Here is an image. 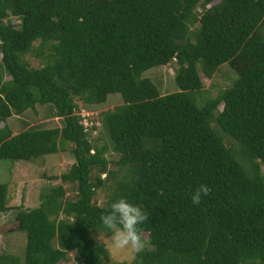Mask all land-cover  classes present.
Instances as JSON below:
<instances>
[{
	"label": "trees",
	"instance_id": "16d2710c",
	"mask_svg": "<svg viewBox=\"0 0 264 264\" xmlns=\"http://www.w3.org/2000/svg\"><path fill=\"white\" fill-rule=\"evenodd\" d=\"M0 56V161L74 160L49 177L73 197L59 187L18 210L7 231L25 235L24 255L2 253L0 264H59L71 253L75 264H117L92 236L110 237L99 218L119 198L148 216L140 227L151 243L121 264H264V0H0ZM173 61L177 91L162 95L144 76ZM233 63L237 80L199 103V72ZM113 94L122 102L96 117L103 135L92 138L95 121L84 130L75 102L99 108ZM37 106L61 127L14 135L8 121ZM201 184L211 194L196 206ZM6 197L0 184V213Z\"/></svg>",
	"mask_w": 264,
	"mask_h": 264
},
{
	"label": "rangeland",
	"instance_id": "374dc122",
	"mask_svg": "<svg viewBox=\"0 0 264 264\" xmlns=\"http://www.w3.org/2000/svg\"><path fill=\"white\" fill-rule=\"evenodd\" d=\"M206 8L209 10L212 9L210 6ZM13 23L17 22L13 21ZM25 60L29 62L32 67L39 66L38 61L33 57L26 56ZM235 67L234 63L222 65L210 77L200 71L199 77L203 86L196 95L198 102L203 103L207 99H215L225 88L230 87L232 83L237 80L236 72L238 71L236 69L238 68ZM176 68L177 66L173 61L159 69L147 71L144 77L155 82L162 95L174 93L177 91L173 80ZM119 102L121 103L122 101L118 94L109 95L106 103L101 105L102 107L100 106L101 108H96L94 106L85 107L80 101L77 100L75 102L78 107L77 112L80 116L82 114L81 124L84 130H89L92 125L88 121V118L91 120L94 119L95 121L94 125L97 126V130L91 132L92 138L96 137L98 134L103 135L100 122L96 120V117L104 111L119 106ZM217 109L221 110L222 104ZM48 112L47 107L37 106L36 114L32 111H27L21 116L12 117L8 123L14 135L27 127L44 129L61 127V120L59 118H53ZM24 123L26 125H24ZM222 137L225 143L231 144V141L227 137L224 135H222ZM105 142L106 137H103V140L99 141V145H103ZM106 158L111 162L108 166V170L116 171L117 167L114 163L119 159V155L109 151L106 154ZM73 163L74 160L72 155L68 152L47 155L28 162H15L12 160L0 161V184H5L7 186V209L0 213V254L6 253L23 258L26 242L25 235L20 231H7V225L14 223L15 215L18 210L37 207L40 204V195L43 193L49 194L59 187L65 192L64 199L73 197V193L69 191V185L62 184L59 180H49V177H59L61 174L66 173ZM104 177L105 175H102V178ZM112 183V180H110L103 189L97 192L94 201L98 206L106 207L108 196L113 187ZM143 235L145 238L146 234ZM92 238L96 243L104 244L102 241H106L110 237H105L103 234H95ZM74 257L75 254L71 253L69 254V261L60 262L59 264H75ZM109 258L111 263L117 264L130 263L133 260L131 253H122L116 256L109 254Z\"/></svg>",
	"mask_w": 264,
	"mask_h": 264
},
{
	"label": "clouds",
	"instance_id": "9594fccd",
	"mask_svg": "<svg viewBox=\"0 0 264 264\" xmlns=\"http://www.w3.org/2000/svg\"><path fill=\"white\" fill-rule=\"evenodd\" d=\"M211 194L208 185H199L191 193L193 205L199 206L202 198ZM111 210L100 216L102 227L111 235L106 241H102L110 255L116 256L122 253H131L132 257L145 252L151 247L150 241L144 238L140 225L148 221V216L140 207L128 202L125 198H119L111 203Z\"/></svg>",
	"mask_w": 264,
	"mask_h": 264
},
{
	"label": "built area",
	"instance_id": "2783aa9c",
	"mask_svg": "<svg viewBox=\"0 0 264 264\" xmlns=\"http://www.w3.org/2000/svg\"><path fill=\"white\" fill-rule=\"evenodd\" d=\"M81 117H82V114H81ZM84 118V117H83ZM81 123H82V121H81ZM83 126V125H82Z\"/></svg>",
	"mask_w": 264,
	"mask_h": 264
}]
</instances>
